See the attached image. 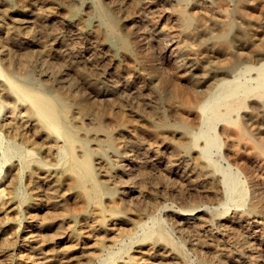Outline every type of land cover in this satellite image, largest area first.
Listing matches in <instances>:
<instances>
[{
  "label": "bare ground",
  "instance_id": "obj_1",
  "mask_svg": "<svg viewBox=\"0 0 264 264\" xmlns=\"http://www.w3.org/2000/svg\"><path fill=\"white\" fill-rule=\"evenodd\" d=\"M0 264H264V0H0Z\"/></svg>",
  "mask_w": 264,
  "mask_h": 264
}]
</instances>
